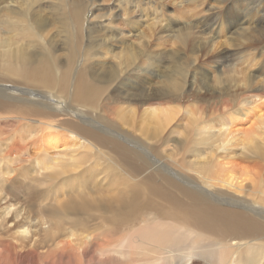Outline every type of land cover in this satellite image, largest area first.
Segmentation results:
<instances>
[{"label": "bare ground", "instance_id": "6f19581e", "mask_svg": "<svg viewBox=\"0 0 264 264\" xmlns=\"http://www.w3.org/2000/svg\"><path fill=\"white\" fill-rule=\"evenodd\" d=\"M31 1L37 5L25 11L24 0H0V123L16 119L11 132L20 138L23 131L27 134L26 139L14 144L12 153L28 150L40 134L53 128L77 137L69 151L72 147L83 150L66 159V165L56 162L59 158L53 164L39 162L38 178L42 176L51 184L62 177L56 184L54 208L40 219L30 212L31 193L16 191L15 175L10 170L5 172L7 176L0 180V264H264V165L259 161L246 163L250 158L264 162V148H255L250 134L236 129L239 119L230 112L250 116L248 110L239 112L233 106L253 105L259 96L254 93L263 92L264 85L251 90L255 77L248 69L223 78V69L227 68L224 62L236 54L231 51L216 61L218 81L224 85L214 86L213 102L194 100V95L207 94L211 87H200L187 76L181 82L152 71V77L161 78L158 81L143 76L140 69L132 74V86L119 89L104 72L106 67L116 65L112 63L115 57L133 64L136 71L137 61L146 53L157 55V46L160 53L166 51L158 41L163 37L155 38L156 29L175 37L183 30L176 28L180 25L188 30L208 24L213 43L223 27L221 16L227 15L231 32L228 40H250L252 29L264 32V22L259 18L253 21L256 9H250V0H188V4H200L194 23H181L166 13L158 14L151 23L149 17L133 22L134 12L126 9L120 18L128 26L145 24L152 33L147 35L141 29L125 33L101 24L99 28L109 39L97 37L94 52L91 33L88 31L85 39L82 32L84 10L88 11L84 5L94 0ZM255 1L260 8L263 1ZM233 7L239 9L237 15ZM53 9L59 12H47ZM61 9L67 10L63 17ZM15 14H24L26 21ZM62 20L72 30L69 37L62 35ZM25 32H32L36 39L24 43L16 40V34ZM63 41H68L66 57L59 55ZM148 48L150 51L145 52ZM170 50L181 52L179 46ZM260 53H264V47ZM246 77H250L247 84L242 82ZM202 78L210 82L211 73L207 71ZM33 89L46 91L41 96L48 95L47 101L11 93L15 90L31 96L34 92L29 91ZM119 97L138 109L145 108L141 140L115 131L116 120L124 121L112 106ZM52 98L73 106V115H80V123L70 127L58 119ZM83 106L99 110L107 120L87 117ZM69 114L66 112L65 117ZM31 123H37L36 127H27ZM11 142L10 137H0V148ZM239 146H244L243 152L234 153ZM92 153L98 158L110 154L115 158L109 159L104 172L97 166L80 169L82 158ZM125 176L145 187L141 192L148 197V204L133 200L138 198ZM255 185L259 188L253 197L249 191ZM3 237L10 242L3 243ZM61 237L64 243L58 245ZM85 245L89 262L73 253L74 248ZM51 246L55 250H50Z\"/></svg>", "mask_w": 264, "mask_h": 264}, {"label": "rangeland", "instance_id": "374dc122", "mask_svg": "<svg viewBox=\"0 0 264 264\" xmlns=\"http://www.w3.org/2000/svg\"><path fill=\"white\" fill-rule=\"evenodd\" d=\"M37 1L38 0H36L35 2ZM150 1L152 2L150 3ZM262 1L263 4L260 8L258 7V3L255 0H250L249 2L250 9H256V13L252 16L253 21H256V19L259 18L262 22H264V0ZM188 2V0H94V2H91L90 4L85 3L84 5V8H86L88 11L84 10L83 20L85 22L82 26V32L84 34V38L88 31L91 33L89 39L95 40L93 50L94 52L96 50V44L99 43V39L97 37H101L102 39L107 37L104 34V30L102 31V29L99 28L101 27V24L103 25L106 23V25H109L114 29L121 28L125 33L140 29L142 31L144 30L147 35H150L152 33V31L149 30L145 24H139L138 26L134 27L128 26L127 23L120 18L122 14H124V10L131 9L130 11L134 12V14L133 12H131V14H133V22H136L138 19L144 21L145 19H147L146 17H149L151 19L149 23H151L154 21L152 20V18H154L155 16L159 17L160 13H166L168 16L181 23H194L196 19L194 17V14L199 12L200 4L199 2L196 4H188ZM23 5L24 7L22 10L26 11L27 8L35 6L37 4L34 3L33 5V2L31 0H24ZM245 7H247V5H245ZM233 8L237 15L239 13V9L236 7ZM47 12L57 13L59 11L53 9L48 10ZM66 12V9H61V16L63 17ZM155 12H157V14ZM153 13H155L156 15H153ZM15 15H18L19 19H24V21H26V16H24V14ZM140 15L144 18H141ZM221 18L223 27L219 35L215 34L216 39L213 41V43L210 41V39H212V34H210V32L212 31V27H210V25L208 24H205L202 28L194 27L193 29L188 30H185L183 28V25H180L176 28H180L183 30L179 36L175 37L159 33V29H156L155 38L163 37L158 41L163 44L162 48L167 49L166 51L160 53V48L159 46H157V55L146 53L139 59V61H137L139 68L136 71L133 64H127L126 62L128 61H126L124 58H122L121 60H115L117 58L115 57L113 59L114 61L112 60V63L115 62L116 65L106 67L104 69V72L109 76V78L114 79L112 85L119 89H127L128 87L132 86L133 80L135 79L132 74H137V72L142 71L140 69H143V76L145 75L152 77V71H155L158 73V75L160 72L165 77L172 76L176 81L181 82H184L185 77L187 76L191 81L194 80L200 87H211L210 90H208L207 94L203 92L204 95H194L193 99L197 100L200 98H206L207 101L213 102L216 94L214 86L224 85V82L220 83L218 81V78L220 77V75L218 74L220 73L215 69L216 61L219 60L224 52L231 51L233 53L235 52L236 54L235 56H231L228 61L224 60L225 62L223 65L227 68L223 69V78L231 77L234 71H243L248 69L250 71V76L255 77L253 83L250 84L251 90L262 87L264 85V53L261 54L260 50L262 49V47H264V36L261 37L260 35H264V32L260 33L255 29H252V36L250 35V40L249 38H245L233 43L232 41L228 40L231 32L227 29V15H223L221 16ZM17 30L18 29L16 28L14 30V33L17 32ZM108 31L112 32L110 28H108ZM62 32V35L65 37H69V35L72 34V30L64 20H62ZM200 34H202V36ZM33 39H36V37H34V34L32 32H25L22 36L16 34V40H21V42L23 43L25 42V40ZM106 39L109 38L107 37ZM115 46L119 47V45L116 44ZM172 46H179L181 48V52L173 53V51L170 50ZM59 48L61 49L59 51V55H61L62 57H66L68 55V41H63L62 44H59ZM115 49L116 52L119 51L118 48ZM99 50L100 49H98V51ZM149 51V48L145 50V52ZM77 53H81V47H78ZM88 53L78 55L76 57V60L82 59ZM195 58H197L196 67H194ZM156 66H159L161 71H158ZM207 71L211 73V80L210 82H203L202 75ZM256 71L257 73L253 75L252 72ZM57 74L60 75L59 72H57ZM152 78L158 81L161 80V78L157 77ZM249 78L250 77H246L242 79V82L247 84ZM33 92L34 95L25 96L19 92H15V90L11 91V93H13L17 97H24L26 99L33 98L34 101L40 102L47 101L45 99V96L48 95L41 96V94L47 93L46 91L33 89L29 91V94H32ZM254 94H257L259 96L253 103V105H250L246 108H240L238 105L233 106L236 107L234 108V110L237 109L239 110V112H242L244 109L248 110V115L250 114V116L248 117L250 118H246L242 115L236 114L233 110H231L230 112H233L237 119H239L236 129L239 130V132L243 131L244 134H250V137L253 138V146L255 148H264V135H260L264 131V91H260L259 94L255 92ZM51 103L55 107H57L56 114L58 115V119H62L64 120V122L69 123L70 127L80 123V119L78 118L80 115H73L74 107L69 103H64L63 100H59L57 98H52ZM112 106L118 109L120 116L124 120L121 121L119 118L116 120L117 128L115 129V131L133 140H141L142 138H144L140 133V124L145 112V108L138 109L136 105H134V103L129 102L123 97H119L117 102H115ZM81 109L84 111L87 117L95 118V116H98L99 121L107 120L103 114L100 115V112L97 109L91 110L87 106H83L81 107ZM66 112H69L70 114L65 117ZM13 124H16V119H14V121L0 123V137H2L3 140L9 137L12 138V142L9 146L3 145L2 148H0V180H3L7 176L5 172L7 170H10L11 173L15 175L14 184L18 185L19 188H17L16 191L20 190L31 193L32 207L30 209V212L34 218L40 219L41 215H49L51 213V210L54 208L53 205L56 204L57 198L56 184L57 182L62 180V177L55 180L51 184L45 182L44 177L42 176L38 178L39 162L43 160L46 164H53L55 162V159L59 158V161L56 162L66 165V159L70 158L72 155L78 154L83 149H81L80 147H72V150L69 151V147L72 145V142L77 139V137L66 130L53 128L46 129V131L40 134L37 138V143L35 145L29 146L28 150L19 154L15 152L12 153L14 144L27 138V134L25 131H23L24 135L22 138L16 136L15 133H12L11 130L13 131L14 128V126H12ZM35 124L37 125V123ZM35 124L33 123V125L36 127ZM29 125L27 127L33 126L32 123L30 126ZM259 126H261L263 129H259ZM242 147L244 148V146L235 147L234 153L239 154ZM114 158L115 156L113 154L106 155L105 158H98L94 153H92L82 158L83 164L80 166V169L97 166L104 172V170L109 165V159ZM256 161H259V163L264 165V162L260 160V158H250V161L246 163L254 165ZM115 174H117V176L123 175L120 172H115ZM125 178L132 184L129 189L132 191L135 197L138 198L133 200L139 203V199H142L144 200L145 204H148V197L141 192L145 191V187L141 183L133 182L129 176H125ZM258 188L259 186H256L252 189L253 191L250 190L249 193L254 197L255 194H257ZM126 232L127 231L123 233ZM62 239V237L59 238L56 243H58V245H62L64 243L62 242ZM108 239L111 240L109 237ZM2 240L3 243L10 242V239L7 237H3ZM115 240L116 238L112 240L113 243L115 242ZM87 248L88 245H85L82 249L74 248L73 253L81 255L84 261L89 262V258L86 254ZM49 249L55 250V247L51 246L49 247ZM197 264H208V262H197Z\"/></svg>", "mask_w": 264, "mask_h": 264}]
</instances>
